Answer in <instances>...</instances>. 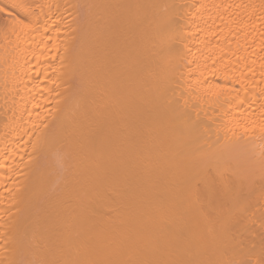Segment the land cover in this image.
Segmentation results:
<instances>
[{"label": "bare ground", "instance_id": "bare-ground-1", "mask_svg": "<svg viewBox=\"0 0 264 264\" xmlns=\"http://www.w3.org/2000/svg\"><path fill=\"white\" fill-rule=\"evenodd\" d=\"M0 264H264V0H0Z\"/></svg>", "mask_w": 264, "mask_h": 264}]
</instances>
